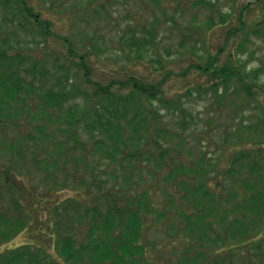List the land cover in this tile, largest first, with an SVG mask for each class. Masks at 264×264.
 Wrapping results in <instances>:
<instances>
[{
    "label": "rangeland",
    "instance_id": "obj_1",
    "mask_svg": "<svg viewBox=\"0 0 264 264\" xmlns=\"http://www.w3.org/2000/svg\"><path fill=\"white\" fill-rule=\"evenodd\" d=\"M25 1L50 23L51 34L41 35L33 21L23 26L21 18L13 17L11 7L0 5V48L13 47L26 57L27 72L23 77L34 89L31 95L22 94L16 102V112L5 115L7 118L0 123V162L7 164L10 159L24 157L25 162L19 167L24 168L27 184H37L40 195L34 202L39 203L38 209L44 215L55 200L76 197L87 204L94 203L89 197L98 192L93 188H90L92 192L88 190L94 180L105 182L101 185L103 191L118 195L116 187L123 183L121 167L127 165L123 161L125 156L111 161L99 153L91 139L98 136V132L87 130L83 124L78 130L81 144H74L70 131L67 132L72 122H67L70 119L66 118L69 107L84 112L100 104L101 99L94 94L93 87L85 83L78 60L69 57L64 37L71 40L78 54H88L94 81L107 84L130 77L144 82L164 80L165 97L173 102L180 98L181 103H154L160 117L154 121L150 118L142 143L144 140L155 143V152L160 143L172 151L170 157L162 160L145 155L136 167L144 173L145 188L153 192L157 204L167 213L160 220L153 216L156 220L145 232L148 250L159 252L157 255L161 257H175L177 232H168L167 238L165 228L179 220L180 209H187L178 182L190 179L178 175L175 182L164 181L163 176L173 165L169 164L173 162L177 167L191 163L206 152L208 160L215 163L220 172L235 151L231 150L233 148L260 147L264 153V127L260 126L264 119V0ZM221 49L219 64L233 65L238 70L253 88L254 100L242 93L237 78L232 79L230 91L225 92L222 87L216 91L211 89L215 83L212 77L193 68L189 70L191 66L205 63ZM186 70L189 72L185 76H179ZM167 72L175 75L168 78ZM248 74L257 78L250 80ZM48 90L71 94L62 111L50 110L46 115L40 110L44 106L42 97ZM131 90L122 92L127 94ZM73 124L75 128L76 122ZM42 128L44 132L40 134ZM23 143H26L24 147ZM9 145L20 150V158L16 149L6 154ZM223 155L225 157L220 159ZM43 160L48 165L40 164L39 170L34 162ZM78 178L86 184L89 193L77 189L74 179ZM63 185L70 187L60 189ZM82 217L73 211L66 214L67 220H73L68 228L70 233L78 228V223L82 226L79 234H74L80 239L87 229ZM28 234L22 232L0 245V252L28 243Z\"/></svg>",
    "mask_w": 264,
    "mask_h": 264
},
{
    "label": "trees",
    "instance_id": "obj_2",
    "mask_svg": "<svg viewBox=\"0 0 264 264\" xmlns=\"http://www.w3.org/2000/svg\"><path fill=\"white\" fill-rule=\"evenodd\" d=\"M0 5L11 7L13 17L21 18L23 26L27 27V22L33 21L41 35L51 34L50 23L35 13L25 0H0ZM148 34L153 36L151 32ZM64 42L69 57L78 60L85 83L92 86L94 94L101 99L100 104L84 112H79L76 107L74 111L70 107L66 110V118L70 119L67 122L72 121L67 129L71 134L69 137L79 145L78 130L83 127L82 124L87 130H96L99 135L91 139L99 153L108 156L111 161L125 156L123 161L127 165H122L120 172L123 183L116 187L119 193L114 195L109 190H102L104 181L94 180L88 187L90 192V188L98 192L89 197L94 202H91L92 205L76 197L55 200L54 205L46 209L48 214L44 215L38 209L39 203L34 202L40 195L37 184H27L23 176L24 168L19 167L25 162L24 157L20 158V150L9 145L6 154L16 149L20 159H10L7 164L0 162V245L26 231L30 241L0 252V264H264V153L260 147L231 149L235 151L220 172L215 163L208 160L210 157L206 152L181 166L176 167L171 162L169 165H173L163 176L164 181L175 182L178 175L190 179L189 182H178L188 207L180 209L179 220L165 228L167 238L168 232H177L175 257L158 256L159 252L155 250L149 252L145 232L156 220L153 216L160 220L167 213L159 207L153 192L145 188L142 182L144 173L139 172L136 164L145 155L159 160L170 157L172 150L160 143L155 152L153 147L156 144L150 140H144L143 144L142 134L149 129L150 118L154 121L160 117L154 108L155 102L180 105L181 99L173 102L165 97L164 80L144 82L130 77L123 81L114 79L107 84L94 81L88 54H78L70 39L64 37ZM1 47L0 123L7 118L5 115L16 112V102L22 94L31 95L34 92L23 77V73L27 72L26 57L14 51L13 47ZM222 51L209 56L205 63L191 66L189 70L193 68L212 77L215 83L211 89L216 91L222 87L227 92L232 79L237 78L242 93L249 100H254L253 88L238 70L233 65L219 64ZM189 70L179 76H185ZM254 74L246 76L251 80ZM169 75L175 73L170 72ZM169 75L167 72L168 78ZM128 88L132 90L123 94L122 91ZM68 95L71 94L64 91H46L42 97L44 106L40 110L46 115L50 110L62 111L70 97ZM217 96L215 93L214 97ZM77 116L81 118L77 119ZM73 122H76L75 128ZM260 126L264 127V119ZM43 132L44 129H40V134ZM30 139L33 141V136ZM22 145L24 147L26 143ZM34 163L39 170L41 165H48L46 160ZM147 173L152 175L151 171ZM75 179L77 189L89 193L83 180ZM136 185L142 188H134ZM67 187L63 185L60 189ZM69 211L85 218L87 229L81 234V239L74 235L79 234L80 223L71 233L68 229L73 222L66 219Z\"/></svg>",
    "mask_w": 264,
    "mask_h": 264
}]
</instances>
